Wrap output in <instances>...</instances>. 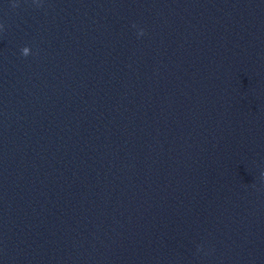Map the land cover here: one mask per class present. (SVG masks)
Wrapping results in <instances>:
<instances>
[{
  "label": "water",
  "instance_id": "1",
  "mask_svg": "<svg viewBox=\"0 0 264 264\" xmlns=\"http://www.w3.org/2000/svg\"><path fill=\"white\" fill-rule=\"evenodd\" d=\"M0 264H264V0H0Z\"/></svg>",
  "mask_w": 264,
  "mask_h": 264
}]
</instances>
